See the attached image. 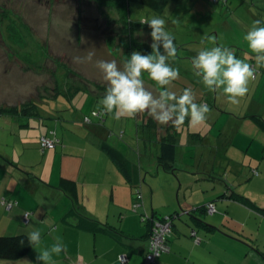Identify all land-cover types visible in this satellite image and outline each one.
Instances as JSON below:
<instances>
[{"label":"crops","instance_id":"1","mask_svg":"<svg viewBox=\"0 0 264 264\" xmlns=\"http://www.w3.org/2000/svg\"><path fill=\"white\" fill-rule=\"evenodd\" d=\"M202 8L198 2L197 9L203 11ZM218 10L211 12L223 15V9L220 13ZM225 16L227 11L222 19L218 17V25L210 29L196 24L193 31H198L197 41H192L195 45L176 43V55L169 58L170 64L177 62L178 55L184 51L191 67L184 69L183 74H190L195 80L179 82L177 87L166 86L167 90L180 96L189 88L195 103H206L211 108L205 122L199 125H190L187 117L183 124L172 121L161 124L145 110L135 114L136 121L140 119L144 127L135 145L133 138L124 142V132L122 137L113 136L119 133L118 127L134 129L132 122L120 123L114 113H108L97 101L90 111L99 109L103 117L89 123L83 118L90 112L74 108L73 112L63 114L62 108L56 111L55 106L42 110L40 103L37 107L33 105L32 110L0 113V235L28 234L35 230L41 233L38 247L34 245L27 255L17 260L0 259V264H43L37 260L38 250L50 247L56 237L67 248L54 255L55 264H122L123 254L128 258L126 264H147L144 257L152 217L162 220L183 209L190 210L203 222L198 223L187 215L178 218L175 215L169 250L159 255L154 264H263L261 252L264 251L254 247L253 236L264 235V216L256 208L260 203L250 198L240 185L249 175L257 176L254 179L258 182L264 178V137L260 136L258 141L255 134L248 132L240 136L241 131L231 122H245L248 128L249 122H253L248 115L264 118V91L258 95L264 83V66L260 65V69L253 60L254 56L264 60V53L240 45L234 49L233 41L238 40H227L226 35L234 32V26L240 31L242 24L235 25ZM243 28L246 29L245 25ZM215 32L216 41L207 44L209 35ZM228 44L237 58L251 65L254 73L251 80H259L243 97L237 98L240 100L237 103H232L222 89L209 91L205 86L200 87L197 81L203 85L202 77L195 75L192 65V58L199 51L216 46L229 48ZM143 78L145 87L159 96L161 89L155 82ZM98 88L92 94L102 100L107 87L99 85ZM230 129L234 132L225 135ZM50 130L62 142L54 148L42 149L39 140ZM75 131L87 132L91 141L76 146L71 138ZM165 138L176 145L173 170H165L158 161ZM103 141L110 142L127 158L133 182L126 180L117 164L101 149ZM133 144L143 150H133ZM63 177L77 181L81 210L94 220L121 230L122 238L93 231L80 216L71 212L72 201L59 187ZM239 195L256 207L253 209L250 202L239 200ZM6 202L13 203L10 209ZM209 204H214L213 212L207 211ZM132 205L135 209H131ZM27 213L29 220L25 222Z\"/></svg>","mask_w":264,"mask_h":264},{"label":"rangeland","instance_id":"2","mask_svg":"<svg viewBox=\"0 0 264 264\" xmlns=\"http://www.w3.org/2000/svg\"><path fill=\"white\" fill-rule=\"evenodd\" d=\"M198 2L202 4V10L205 12L197 9ZM216 8H220L218 13L222 8L223 15L211 12ZM226 11L225 19L235 25L242 24L240 31L234 26V32H227L226 39L238 40L233 41L236 46L234 49L239 45L249 47L244 35L255 21L264 22V0H171L164 13L131 2L128 18L137 23L152 17H162L166 20V29L175 37V44L182 42L187 43L184 46H189L195 45L192 41H197L195 36L198 31H193L196 24L207 29L216 27L218 17L222 19ZM121 15L116 8L103 5L101 0H0V105L35 101L40 103L42 110L46 106H55L54 110L62 108L63 114L73 112L74 108L83 113L91 112L93 103L101 102L92 93L99 90V85L108 87L97 61L115 60L122 68L129 53L125 51L129 40L136 39L150 45L153 43L148 25L135 29L130 37L124 28L125 24L120 21ZM260 26H264V23ZM209 36L207 44H212L214 39L216 41V32ZM222 36L224 35H221V39ZM228 46L231 47L229 44ZM178 56L180 58L177 62L171 65L179 69V78L168 87H177L179 82L195 80L190 74H183L184 69L191 67L184 51ZM257 58L258 56L253 57L254 63L261 69L264 60ZM66 67H70V75L66 74ZM258 81L250 79L248 90L258 84ZM197 83L200 87L204 86L199 81ZM84 86L92 93L85 90ZM263 91L264 83L258 89V95ZM208 99L214 101L212 97ZM119 121H131L134 129L118 127L119 133L113 136L119 137L124 132V142L133 138L136 145L144 128L141 120L138 119L137 122L135 115L123 114ZM231 123L237 125L238 131H241L240 136L248 132L253 136L255 134L258 141L260 136L264 137V131L251 121L249 123L252 126L249 125L248 128L242 121ZM234 129H230L229 133L226 131L225 135L230 136ZM109 130L112 128L109 127ZM89 137L87 132L83 131H75L71 135L79 147L91 141ZM135 145H132L133 150H143V147L138 148ZM5 148L10 149L6 146ZM254 164L257 165V162ZM256 177L249 175L240 188H243L250 198L264 204V178L258 182L254 179ZM260 204L258 206L262 207ZM133 208L135 209L132 205L131 209ZM140 219L141 216L139 221ZM253 237L254 247L264 251V235L255 234ZM261 259L264 264V259Z\"/></svg>","mask_w":264,"mask_h":264},{"label":"clouds","instance_id":"3","mask_svg":"<svg viewBox=\"0 0 264 264\" xmlns=\"http://www.w3.org/2000/svg\"><path fill=\"white\" fill-rule=\"evenodd\" d=\"M142 23H146L151 29V54L134 51L122 68L115 60L97 61L98 68L108 82L106 94L100 102L103 108L108 113H114L117 118L121 114L134 116L147 110L161 124L170 121L177 125L183 124L186 117L193 126L205 122L210 109L204 103L194 102L191 89L185 88L182 95L177 96L166 88L179 76V69L169 63V58L176 55L177 47L175 37L166 29V20L152 17ZM262 23L264 22L260 20L255 21L244 35L248 46L257 53H264V26H260ZM192 65L196 70L195 75L202 77V83L209 91L222 89L232 103H237V98L248 92V82L254 75L249 63L237 58L230 48L221 46L199 51L192 58ZM144 73L161 89L159 96H154L145 87ZM27 238L32 246L38 247L41 244L39 230L28 233ZM55 240L50 247L38 250V261L55 264L54 255L66 251L67 246L63 241L59 237Z\"/></svg>","mask_w":264,"mask_h":264},{"label":"trees","instance_id":"4","mask_svg":"<svg viewBox=\"0 0 264 264\" xmlns=\"http://www.w3.org/2000/svg\"><path fill=\"white\" fill-rule=\"evenodd\" d=\"M101 1L103 5L116 8L122 14L120 21L125 24L124 28L126 29V33H128L129 36L132 37V33L134 32L135 29H138V28L140 29L143 25H147V24L142 23V22L135 23L128 18L129 5L131 2L142 4L158 13H164L171 0H101ZM127 43H128L127 50L125 51H128L129 53H128V56L125 57V61L130 59V56L134 51H139L142 54L152 53L151 45L147 42H141L136 39H133V40H129ZM65 69L68 70L66 71V74L70 75V73H72L70 67H66ZM143 76L146 77V79L151 80L148 77L147 73H145ZM37 104L38 103L35 101H28V102H25L19 105L0 106V113L1 114H14L15 112H19V111H26L28 109L30 110L31 108H33V105L37 107ZM95 110L97 109H93L91 110L90 114L84 115V118L86 116H89L92 122V120L97 117L93 115V112ZM97 111H100V110L98 109ZM248 116L259 129L264 131V118L263 117L256 115V114L248 115ZM84 122L86 121L84 120ZM99 123L101 122L99 121ZM100 147L117 164V166L119 167V169L125 176L126 180L128 182H133L134 179L130 171L129 162L127 158L123 155V153H121L118 149H116L115 147L111 146L109 143L104 142V141L101 142ZM175 153H176L175 143L170 138H165L161 144V151L158 156L159 164L163 166L165 170L174 169ZM263 158H264V149H263ZM0 166H1V163H0ZM59 187L61 190H63V192H65L69 196V198L72 201L73 206H72L71 212L73 214H77L78 216H80L81 219L88 224V226L90 225L89 227L93 231H98V230L104 231V232L114 235L115 237H119V239L122 238L123 233L121 230L111 225L100 223L94 220L93 218H91L90 216H88L87 214H85L81 210L80 189H79V185L77 181L63 177L61 178L59 182ZM136 198L138 199L139 197L136 196ZM237 198H239V200H244L245 203L250 202V200L244 196L239 195ZM250 204L252 205L251 208L254 209L256 207L255 205H253V203L250 202ZM256 208H258L259 212L263 214L264 216V207H256ZM170 216L173 217L174 214H171ZM151 227L152 225H150V229ZM149 233H150V230H149ZM33 247L34 246H32L29 243L27 234L25 233H19V234H14V235H0V259H6V260L20 259L24 257L25 255H27L32 250ZM146 254H147V251L145 253V257H146ZM261 254L264 258V252H261Z\"/></svg>","mask_w":264,"mask_h":264},{"label":"built area","instance_id":"5","mask_svg":"<svg viewBox=\"0 0 264 264\" xmlns=\"http://www.w3.org/2000/svg\"><path fill=\"white\" fill-rule=\"evenodd\" d=\"M93 115L98 118H102L101 111L95 110ZM84 120L89 123L91 122V118L86 116ZM61 143V139L56 135L54 131H51L49 134L42 135L39 144L42 149L54 148L57 144ZM6 207L10 209L13 205L12 202H6ZM215 210L214 204H209L207 206L208 212H213ZM174 216H166L162 220H155L152 223V227L150 229L149 237H148V250L145 257V261L147 264H154L156 258L161 255L163 252L169 250V239L171 238L173 232V220ZM29 220L28 213L25 215V222ZM121 263L126 264L128 262V258L126 254L121 255L120 257Z\"/></svg>","mask_w":264,"mask_h":264},{"label":"water","instance_id":"6","mask_svg":"<svg viewBox=\"0 0 264 264\" xmlns=\"http://www.w3.org/2000/svg\"><path fill=\"white\" fill-rule=\"evenodd\" d=\"M179 208H181L182 209V207H181V205H179ZM176 215V217L175 218H178V217H180L181 215H187L189 218L191 217V218H193V219H196L197 220V222H203L201 219H199L197 216H194L193 214H191V211L190 210H185V209H183V210H181L180 211V213H174V216ZM153 221H155L154 220V218L152 217V220H151V223H153ZM186 223V225H190L189 224V222H185ZM195 232V231H194Z\"/></svg>","mask_w":264,"mask_h":264}]
</instances>
